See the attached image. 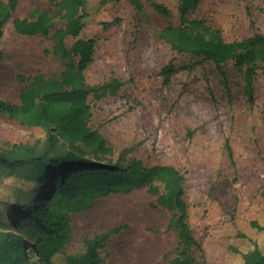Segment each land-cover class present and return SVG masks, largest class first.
<instances>
[{"label": "rangeland", "instance_id": "obj_1", "mask_svg": "<svg viewBox=\"0 0 264 264\" xmlns=\"http://www.w3.org/2000/svg\"><path fill=\"white\" fill-rule=\"evenodd\" d=\"M60 1L18 0L12 19H28L35 10L53 19L47 37L21 36L12 20L5 26L0 40L1 100L19 103V76L65 72L53 52L54 34L63 26ZM140 1L142 14L129 0H84L80 38L95 41L85 80L107 90L102 98L88 97L89 126L112 148V156L104 160L123 166L134 161L146 167L171 166L184 175L188 223L201 247L194 253L195 264H243V255L254 248L264 251L263 65H257L251 105L232 61L224 65L227 92L213 63L177 54L158 36L167 26L178 25L179 0H153L168 9L169 18ZM190 18L210 22L226 42L240 41L255 32L264 35V0H200ZM73 41L66 39L68 48ZM170 62L178 72L165 84L160 71ZM112 81L120 84L115 94L109 89ZM44 140L41 129L0 116V153L9 158L38 156ZM33 172L30 165L0 169V215L6 224L12 221L9 204L26 188L17 175ZM173 217L145 190L98 199L90 210L71 215L72 240L53 263L65 264L66 256L83 254L84 239L126 226L100 251L103 264H169L177 249L176 233L168 229ZM18 233L25 241L24 253L34 260L31 238L22 229Z\"/></svg>", "mask_w": 264, "mask_h": 264}, {"label": "trees", "instance_id": "obj_2", "mask_svg": "<svg viewBox=\"0 0 264 264\" xmlns=\"http://www.w3.org/2000/svg\"><path fill=\"white\" fill-rule=\"evenodd\" d=\"M155 13L170 17L168 9L153 0H146ZM137 13H143L140 0H129ZM200 0H179V21L167 26L158 36L177 54L203 58L213 63L227 92L225 63L232 61L242 74L244 93L254 105V81L257 65L264 68V35L255 32L240 41L226 42L220 29L206 20L191 19ZM59 17L61 29L54 34V55L64 63L65 72L46 77L19 76L23 85L19 103L0 99V116L21 127L41 129L45 140L38 156L29 160L11 159L0 153V169L14 171L30 165L31 176L17 175L25 182L24 191L14 195L11 224L0 215V264H54L53 258L63 254L72 240L71 215L90 210L98 199L114 195H128L145 190L156 197V206L174 214L168 229L176 233L177 249L169 264H195V251L201 247L192 235L188 223L189 205L184 198V175L171 166L146 167L139 161L120 165L104 160L112 156V148L89 126L91 116L88 97L102 98L107 90L87 85L84 72L93 62L95 41L83 40L84 28L81 10L84 0H61ZM18 0H0V40L5 26L12 20L14 31L21 36L47 37L52 16L40 10L28 19H12ZM73 39L70 48L66 39ZM3 53L0 50V61ZM178 72L172 62L163 67L160 76L165 84ZM120 84L112 81L110 93L115 94ZM101 91V92H100ZM229 157L232 152L226 142ZM126 226L84 239V252L66 256L65 264H103L100 251L105 244ZM24 230L31 238L34 260L24 253ZM243 264H264V251L254 248L243 255Z\"/></svg>", "mask_w": 264, "mask_h": 264}, {"label": "bare ground", "instance_id": "obj_3", "mask_svg": "<svg viewBox=\"0 0 264 264\" xmlns=\"http://www.w3.org/2000/svg\"><path fill=\"white\" fill-rule=\"evenodd\" d=\"M145 243H146V242H145ZM140 245H141V244H140ZM137 246H139V245H137ZM124 248H125V247H124ZM135 249H136V248H135ZM135 249H134V250H135ZM141 249H142V248H141ZM121 251H122V249H121ZM135 251H136V250H135ZM119 252H120V251H119ZM132 252H133V251H132ZM134 253H135V252H134ZM141 253H142V252H141ZM122 254H123V253H122Z\"/></svg>", "mask_w": 264, "mask_h": 264}]
</instances>
